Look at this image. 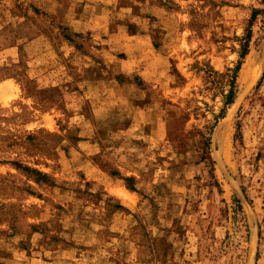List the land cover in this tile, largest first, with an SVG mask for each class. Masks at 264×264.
Returning a JSON list of instances; mask_svg holds the SVG:
<instances>
[{
	"label": "rangeland",
	"instance_id": "rangeland-1",
	"mask_svg": "<svg viewBox=\"0 0 264 264\" xmlns=\"http://www.w3.org/2000/svg\"><path fill=\"white\" fill-rule=\"evenodd\" d=\"M0 264H264V0H0Z\"/></svg>",
	"mask_w": 264,
	"mask_h": 264
},
{
	"label": "trees",
	"instance_id": "trees-1",
	"mask_svg": "<svg viewBox=\"0 0 264 264\" xmlns=\"http://www.w3.org/2000/svg\"><path fill=\"white\" fill-rule=\"evenodd\" d=\"M248 53H249V43L247 42L243 47L241 56L245 58ZM242 64H243V61L241 60L239 65L233 70V73L228 75V83L230 85V89L228 93L225 94L226 105H228L229 103H232L236 97V82H237L238 73L240 71ZM225 109L224 108L222 109L220 113L221 116L224 115Z\"/></svg>",
	"mask_w": 264,
	"mask_h": 264
}]
</instances>
